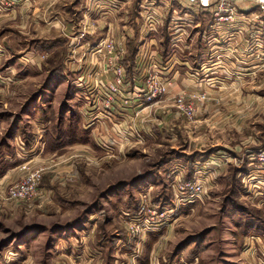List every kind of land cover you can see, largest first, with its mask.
I'll return each instance as SVG.
<instances>
[{"label": "rangeland", "instance_id": "rangeland-1", "mask_svg": "<svg viewBox=\"0 0 264 264\" xmlns=\"http://www.w3.org/2000/svg\"><path fill=\"white\" fill-rule=\"evenodd\" d=\"M45 1L0 0V173L16 170L0 264H264L255 0H153L130 27L145 0L118 22L98 0ZM26 164L42 198L5 201Z\"/></svg>", "mask_w": 264, "mask_h": 264}, {"label": "built area", "instance_id": "built-area-1", "mask_svg": "<svg viewBox=\"0 0 264 264\" xmlns=\"http://www.w3.org/2000/svg\"><path fill=\"white\" fill-rule=\"evenodd\" d=\"M178 1H180L182 6L192 11L199 10L202 12L213 13V11L216 10L213 7L216 5L218 0H178ZM255 3L257 5L260 17L264 20V0H255ZM219 11L220 13H222L224 10L219 9ZM227 19L234 21V19L231 17H228ZM220 20H223V18L219 19V21ZM254 161L258 162V165H261L262 168L264 169V149L259 150L258 153L254 155ZM253 165H255V162L252 163V166ZM24 170H27L28 173L23 178H21L20 181H18L17 183H15L6 190L4 194L5 201L30 203L37 199L42 198L43 191L41 190L40 185L44 177L45 168L41 167L32 170L26 164Z\"/></svg>", "mask_w": 264, "mask_h": 264}, {"label": "crops", "instance_id": "crops-1", "mask_svg": "<svg viewBox=\"0 0 264 264\" xmlns=\"http://www.w3.org/2000/svg\"><path fill=\"white\" fill-rule=\"evenodd\" d=\"M48 1V0H47ZM47 1H45V2H47ZM64 1L65 0H59V2L58 3H56L55 5H54V7H53V9L52 10H54V11H56L57 9H59L62 5L63 6H66V4L64 3ZM99 2L98 3H100V6L101 5H103L102 7H101V9L102 10H107V13L106 14H111V16H115V17H117L118 16V18H116V19H114V20H116L117 22H118V20H120V21H124L125 19H126V17H127V12H128V10L126 9V7L127 6H129V4L126 2V0H113V4L112 5H109V6H107L108 5V2H109V0H98ZM156 4L154 3V1L153 0H145L144 1V4H142V6L140 7V16H141V18H142V20H139V19H137V16H135V17H130L129 18V21H128V23H127V21H124V22H126V23H124L125 25H127L126 27H130L133 23L135 24V23H139L140 25L141 24H143V25H146L145 24V18H146V20H148L149 21V23H150V19H154V17H153V15H157V13H158V9H160V7L162 6V5H158V6H156ZM168 7L169 6H165V12H167V10H168ZM122 9H123V11H122ZM176 14H174V16H175ZM158 16V15H157ZM104 18H106V17H104ZM95 20V19H94ZM97 20H99V19H97ZM96 20V21H97ZM141 21V22H140ZM99 22H102V20H99ZM113 22H115V21H113ZM132 22V23H131ZM142 22H144V23H142ZM206 23V22H205ZM204 23V24H205ZM214 23V22H213ZM212 23V24H213ZM200 24L202 25V20L200 19ZM210 25V23H208V25H207V27ZM215 25V24H214ZM213 25V26H214ZM213 26L211 27V29H213ZM214 32V34H215V40H216V44H218V45H215V47H214V49H216L217 47L218 48H221V49H225V48H227V46H230L231 45V42H232V40H231V35L230 36H227V35H224V33H221V34H219V33H216L215 31H213ZM213 35V34H212ZM229 35V34H228ZM218 38H220L223 42H219L218 41ZM202 39V38H201ZM200 39V41H203V40H201ZM219 43H221V44H219ZM203 43H201V45H202ZM223 53H225V52H223ZM220 55H223V54H220ZM16 170H3L2 168H1V173H0V185H3L4 187L6 186V185H9V179L12 177V173L13 172H15ZM3 186H1V187H3ZM0 187V188H1Z\"/></svg>", "mask_w": 264, "mask_h": 264}]
</instances>
